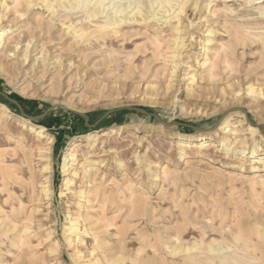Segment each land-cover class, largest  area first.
I'll list each match as a JSON object with an SVG mask.
<instances>
[{
	"label": "rangeland",
	"instance_id": "obj_1",
	"mask_svg": "<svg viewBox=\"0 0 264 264\" xmlns=\"http://www.w3.org/2000/svg\"><path fill=\"white\" fill-rule=\"evenodd\" d=\"M99 1L0 0V264H264V0Z\"/></svg>",
	"mask_w": 264,
	"mask_h": 264
},
{
	"label": "bare ground",
	"instance_id": "obj_2",
	"mask_svg": "<svg viewBox=\"0 0 264 264\" xmlns=\"http://www.w3.org/2000/svg\"><path fill=\"white\" fill-rule=\"evenodd\" d=\"M42 1V3H48L49 2V0H41ZM65 2H67L68 4H71L72 6H74V7H77L78 6V0H64ZM166 1L167 0H165V2H164V7H161V10L160 11H158L157 12V14H156V11H155V13H153L152 12V14L154 15V14H156V15H154V17H153V15H151V18L153 17V19H156V18H158V17H160V19H158L157 20V22L158 21H164V22H166V20L168 19V18H170L169 20H177L176 22H177V25H175L174 26V29L177 31V32H181V25H182V23H181V21H182V19H181V13L182 12H184V6H185V3L188 1V0H178L177 1V3H169L168 5L166 4ZM102 2H103V0H101V1H99L98 3H97V6H96V9L98 10V11H100V10H102V13L104 12L105 13V11H103V9H102V7H101V4H102ZM153 2V1H152ZM96 3V2H95ZM84 5H86V4H84ZM146 6V5H145ZM148 6V5H147ZM152 6V5H151ZM50 7V6H49ZM84 7V6H83ZM95 7V6H94ZM105 7V6H104ZM115 7V6H114ZM157 7V6H156ZM155 7V8H156ZM116 8V7H115ZM114 8V9H115ZM122 8V7H121ZM133 8V7H132ZM113 9V10H114ZM222 9V8H221ZM49 10H52L51 8H49ZM93 10V9H92ZM134 10V9H133ZM132 10V11H133ZM146 10V9H145ZM97 11V12H98ZM151 11V10H150ZM28 12V11H27ZM109 11L107 10V13H108ZM262 12V11H261ZM260 12V13H261ZM99 13H101V12H98V14ZM151 13V12H150ZM109 14H111V13H109ZM114 14V13H113ZM128 14V13H127ZM125 15L124 14V12L123 11H117L116 10V12H115V15H114V17H112V18H110V20H108L107 21V23H106V25L105 26H103L102 28H99L98 30H96L95 32H98V33H104V31H106V30H108V29H110V28H115V31H114V34H117V36H118V34L120 33V25H122V24H126V23H131V22H133V23H135V22H138V24L139 23H145L146 24V22H147V20H148V18H146V16L149 14V11H148V8H147V12H143V10H140V11H134L133 12V14H131V15ZM166 14H168V16L167 17H165V15ZM107 15V14H106ZM33 16V15H32ZM91 16H93L92 14H90V16H89V18L91 17ZM102 16V15H101ZM95 17V16H94ZM92 19V18H91ZM106 20V19H105ZM151 20V19H150ZM153 21V20H152ZM156 21V20H155ZM40 25H42V24H40ZM104 25V24H103ZM148 25V24H147ZM150 26V25H149ZM40 28H43V27H41V26H39ZM150 28V27H149ZM42 30H44V28L42 29ZM85 35V33L84 32H82L80 35H77L76 36V38L78 37V38H80V37H83ZM106 35V34H105ZM7 38V36H6V32H3L2 30H0V43L1 42H4L5 41V39ZM183 38L182 37H178L177 38V40H176V50H178L182 45H183V40H182ZM7 42H8V40H7ZM64 44V43H63ZM178 52V51H177ZM81 53V52H80ZM3 72V68L0 66V73H2ZM250 90V92H249V94H248V96H253L255 93H256V90H255V88H250L249 89ZM241 118H242V122H244V121H246L247 119H246V117H245V115L243 114H241ZM222 124V123H221ZM220 124V125H221ZM234 124V123H233ZM224 125H225V123H223L222 125H221V129H225V131H226V133H234L233 131V129L231 128H228V127H225L224 128ZM33 132L34 131H36L35 130V127H32V129H31ZM37 133V132H36ZM39 134H41V136H42V138H46V136L44 135V132L41 130L40 132H39ZM40 140V139H39ZM202 140H205V139H202ZM202 142V141H201ZM207 143V141H204V143H202V145H205ZM186 146V145H185ZM255 152V151H254ZM245 155V154H244ZM252 156V155H251ZM69 160H68V162L66 163V164H70V162H74L75 160H74V156L72 155V153H70L69 154ZM255 158V159H254ZM253 159H254V163H260L261 162V160H262V158H257V157H254ZM65 169H66V166H65ZM240 176V175H239ZM259 177V176H258ZM254 178V177H253ZM255 178H256V176H255ZM259 180V179H258ZM253 181V180H252ZM70 183V181L68 180L67 181V184H69ZM45 193H49V190H46L45 191ZM77 222V221H76ZM108 226V225H107ZM71 228L74 230V233H76L78 230H77V224L76 223H73L72 225H71ZM188 251V250H187ZM174 252L175 253H180L181 254V252H182V250L181 251H179V250H177V249H175L174 250ZM177 255V254H176ZM194 259H195V256H194ZM148 260H149V258H148ZM154 260V259H153ZM163 260V259H162ZM196 260V259H195ZM152 261V260H151ZM156 261V260H155ZM157 262V261H156ZM163 262H165V261H163ZM167 263V262H166ZM170 263V262H169ZM188 263V262H187ZM223 263V262H222Z\"/></svg>",
	"mask_w": 264,
	"mask_h": 264
},
{
	"label": "water",
	"instance_id": "obj_3",
	"mask_svg": "<svg viewBox=\"0 0 264 264\" xmlns=\"http://www.w3.org/2000/svg\"><path fill=\"white\" fill-rule=\"evenodd\" d=\"M0 94L3 95L4 97H6L8 100H11V99H9L5 94H3V93H1V92H0ZM55 108H56V106H52L47 112H45V113L42 114L41 116L37 117L36 119H43V118H45V117H46V116H47L52 110H54ZM120 110L137 111V112H140V113L145 114V115H149V116H152V117H156V116H155L154 114H152V113H149V112H146V111H144V110H141V109H138V108H134V107H122V108H120V109L113 110V111L109 112L108 115L111 114V113H114V112L120 111ZM71 111L74 112V113H76V114L82 115V116L85 117V118H87L86 115H84V114H82V113H80V112L73 111V110H71ZM257 126H258V125H257ZM259 126H260V128L264 131V125H259Z\"/></svg>",
	"mask_w": 264,
	"mask_h": 264
}]
</instances>
